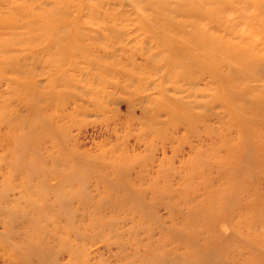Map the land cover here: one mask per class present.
<instances>
[{
  "label": "rangeland",
  "instance_id": "1",
  "mask_svg": "<svg viewBox=\"0 0 264 264\" xmlns=\"http://www.w3.org/2000/svg\"><path fill=\"white\" fill-rule=\"evenodd\" d=\"M144 2L0 0V264H264V0Z\"/></svg>",
  "mask_w": 264,
  "mask_h": 264
},
{
  "label": "bare ground",
  "instance_id": "2",
  "mask_svg": "<svg viewBox=\"0 0 264 264\" xmlns=\"http://www.w3.org/2000/svg\"><path fill=\"white\" fill-rule=\"evenodd\" d=\"M144 1L145 2H144V5H143V9H144L145 12H147V11L154 10V7H159L163 3L164 0H151V1L150 0H144ZM80 9H81V7H80ZM50 12H51V14H55V6L52 7L50 9V11L45 12V13H42L39 16H36V17H37V19L38 18H41V17L44 16V14H50ZM39 21L40 22H43L42 20H39ZM53 21L54 22L51 23V24H49V26H50L51 29H53L54 31H56V34H58L61 31V28H63V27H60L58 24H56V21L55 20H53ZM77 21H79V18H77ZM148 23H149V26H151V28H153V29L156 28L157 30H159L161 32V34H164L165 33L167 36H169V37H166V38H168L171 41L175 42V46H173V49H176V50L179 51V47H181L183 53H191V49L193 50V49H196L197 48L199 50V49L203 48L202 49V51H203L202 54L203 55H206V56L208 55L213 63H214L215 59H219L218 60V64H221V62H225V63L227 62L226 64H228V62H229V60H228L229 58L224 57V55H223V57H219V56L221 55V53H220L221 52V49L226 48V49L229 50V47L231 45L232 46L235 45L230 40L224 42L222 40V38H217L214 35H212L211 33H209L207 30H202L200 28H199V32L197 30H195V31L193 30L194 32H192L191 30L188 31V32H185V35L184 36H187L185 38H181V37L180 38H176L175 36H171V34H169L170 32L167 31V28H164V26L161 25L162 24L161 19L155 18L152 15H148ZM43 24L45 26H47L46 25L47 23L46 24L43 23ZM81 24L82 23H80V21L75 24V29H77L78 32H80V30L83 29V26H81ZM179 27H183V25H180ZM191 28L193 29L192 26H191ZM195 35H196V37H195ZM69 38H70L69 40H72V42H70V43L77 48L76 49V52H79L80 50L81 51L82 50L84 51V49L86 51H89V47L86 44V39L83 42L81 41L83 38H86L85 35H84V37H82L80 35H76V36L74 35L72 37L69 36ZM198 38H203L202 40H197V41H200L198 43L199 45H197L195 42H193V40L198 39ZM208 44H211L212 46H210V48H209L207 46ZM206 49L208 51H206ZM211 54H213V55H211ZM225 58H227V59H225ZM219 68L220 67L217 65L216 69L218 70ZM104 69L105 68L100 67V71L101 70L104 71ZM112 74L114 75V72H112ZM174 92L176 93L178 91H174Z\"/></svg>",
  "mask_w": 264,
  "mask_h": 264
}]
</instances>
